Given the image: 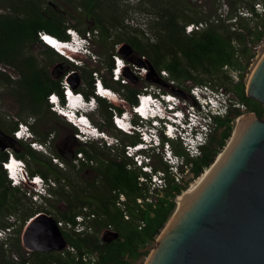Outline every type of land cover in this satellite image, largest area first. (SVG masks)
<instances>
[{"label":"trees","instance_id":"trees-1","mask_svg":"<svg viewBox=\"0 0 264 264\" xmlns=\"http://www.w3.org/2000/svg\"><path fill=\"white\" fill-rule=\"evenodd\" d=\"M44 1L15 0L11 6L13 13L0 14V84L14 87L18 100L24 103V109L29 107L34 114L42 113L49 109L48 95L61 93V79L56 81L48 72L39 69L34 58H24L22 55L24 48L30 44H38L43 52L68 62L44 44L39 38V33L46 32L61 40H67L69 39L67 29L75 28L83 34L88 29H99L103 41L111 39L114 33H117L115 43H126L136 53L145 56V63L152 68V73L148 76L149 81L153 80L154 75L163 82L161 71L166 70L177 83L211 82L232 93L246 105L247 111L256 113L260 118L264 117V105L247 96L245 82L247 70L255 56L254 47L264 39L263 22L251 27L249 21L251 18L260 17L256 10L257 0H229L231 9L225 17L219 16L216 22H207L206 28L191 34L186 33V25L208 21L213 15H201L197 19L189 17L188 11L196 10L192 5L187 4V0H144V4L158 9L157 21L150 28L154 31L155 41L144 37L140 29H133L124 24L128 10L122 8L121 0H82L78 6L81 13L76 18L77 24H66L65 16L54 9H48L51 7L44 6ZM241 10L248 15L239 14V11L242 13ZM83 19H91L94 26L81 29L79 25L84 23ZM233 19L236 20L234 23L228 22ZM2 64H14L22 77L19 80L12 79L11 75L2 70ZM112 66L113 64H110V74ZM232 71L238 73L239 81L232 88H227L222 83L230 79L229 74ZM203 76L214 79H204ZM89 77H92V74L84 71L82 78ZM104 83L106 86H111L107 80H104ZM76 90L84 91L87 97L93 94V89L85 91L76 88ZM140 92L141 90L129 86L124 96L125 101L131 105L135 104L137 94ZM99 103L98 109L107 118L110 127L112 113L109 104L101 99ZM242 114V111L236 110L226 118H216L218 123L216 132L219 133H214L208 145L203 148L200 157L189 160L193 162L194 178L201 176L215 162L232 136L235 119ZM11 127L13 140L5 151L0 150V228L5 230L14 226L4 218L24 208L22 199L27 197L20 190L25 187L12 186L2 167V162L8 159V153L25 160L31 175H40L46 180L56 181L57 185L52 193L67 203L66 210H58L57 221L73 220L85 206L97 214V219L94 234L81 236L62 231L67 244L76 249V254L66 252L63 255L57 251L30 252V257H22L20 261L12 260L7 264H92L91 261L85 262L82 259L85 254H96V264H137L149 256V246L156 241L169 222L177 208L176 199L188 189L189 182L184 185L170 183L161 192L163 196H159L158 192L155 200L148 202L146 199L149 190L147 186L139 183L138 170H129L125 160L108 157L105 150L102 151L97 144L84 143L78 151L83 152L88 160H95L97 165L91 166L89 162H82L81 168L90 170L95 177L85 180L81 186H76L75 181L63 168L55 164L51 157L32 149L27 142L13 137L18 121ZM46 138L40 141L45 142ZM135 141L133 138V142ZM21 145L26 146L25 151L20 149ZM178 145H175L176 153L184 154V150ZM54 152L55 156L58 155V158L65 160L72 169L76 168L72 160L65 159L57 151ZM39 154L46 159L40 158ZM117 193H124L127 196L126 209L130 215L129 220L124 218L123 210L117 206ZM17 194H21V197H17ZM139 198L143 199L142 204L138 203ZM25 211L27 212L24 214L23 225L36 214L50 212L41 208L36 211H28L25 208ZM109 226L112 229H109ZM104 229L110 233H118L119 238L111 241L102 240L100 234ZM19 250L18 253L21 255ZM77 257L79 260L76 259Z\"/></svg>","mask_w":264,"mask_h":264},{"label":"built area","instance_id":"built-area-1","mask_svg":"<svg viewBox=\"0 0 264 264\" xmlns=\"http://www.w3.org/2000/svg\"><path fill=\"white\" fill-rule=\"evenodd\" d=\"M261 8L262 4L258 2L256 10L259 12ZM126 23L131 27H135L136 20L132 19V22H130L127 19ZM207 26V22L193 23L186 26V33L191 34ZM68 31L70 32H67L69 39L56 41L60 46H56L58 53L78 68L85 66L82 59L77 57L78 55H84L88 60L98 62V56L93 51V42L99 37V31L94 29L84 34L79 33L75 28H69ZM46 34V32H40L39 37L48 46V40H45L44 37H52ZM76 36H79L82 38L81 41L87 43L81 47L79 54L71 52V49L74 50L73 46ZM68 44L69 48L66 49ZM122 48L123 45L118 44L117 52L112 56L111 76L114 81L127 84L126 74L130 70L138 78L148 80V76L152 73V68L145 63V56H142L140 60L134 63H128L120 52ZM75 74V70L68 71L61 78V93L55 92L48 95L47 101L51 111L75 129V136L79 141L83 143L99 142L102 148H109L114 155H118L119 160L127 161L129 170H138L140 172L139 183L147 186L149 190V195H147L146 199L148 202L155 200L153 196L157 195L158 192H163L170 183L184 185L190 181V174L194 178L193 162H190L189 159H195L202 155V146L208 145L212 135L218 129L216 118H226L231 112L247 108L228 90L215 86L211 82L203 84L190 83L185 94L172 91L170 88L177 87L176 84L178 83L170 77L168 71L162 70L161 79L163 82L156 79L153 75V80L148 81L150 83L144 86L141 92L137 94V102L131 105L130 110L120 111L118 107L119 105H124L125 99L122 97L121 92L105 85L104 78L98 71L92 72L93 94L89 97L83 91L76 90L77 87L74 83ZM232 74L238 77L237 72L232 71ZM102 86L108 88L105 91L112 92L121 101V104L117 105L112 102L109 100L110 96L106 94L104 96L108 98L102 96V93H100V87ZM166 87L168 88L166 89ZM100 99L107 101L109 104L113 128L129 138H134L135 142L123 143L110 134L108 136H111V140L104 138V135L108 134L107 131L96 125L91 118V113L96 112L99 108ZM144 101H147V110L142 112ZM74 102L78 105H70ZM81 103L85 107H81ZM76 113L80 115V119H84V125L81 124V121L77 124L71 119ZM124 121H126V125L123 124ZM35 122L34 117H30L26 121H20L17 129L13 131V137L27 142L32 149L45 153V155L53 159L55 164L63 165L60 162V158L52 153L51 145L54 136L49 137L45 142L38 140L33 131ZM81 125L86 127L88 132L84 131ZM32 138H35V140H32ZM174 142L178 143L184 150L185 153L183 155L176 153L173 148ZM155 156L159 157L164 168H157L154 163ZM15 157V154L9 153L7 161L2 162V165H5L3 169L6 171L12 186H24L26 188L29 185L31 188L29 190V198H34V203L53 198L52 190L57 185L56 181L53 179L46 180L40 175H31L27 162L17 157V166L15 171L12 172L10 165L12 160H15ZM76 160L85 163L89 162L83 152L77 154ZM18 172L21 173L20 178L23 179V181L20 180V185H17L16 180L19 179ZM126 202L127 196L124 193H117V206L123 210L124 218L129 220L130 215L126 209ZM138 203L142 204L143 199L139 198ZM35 216L29 219L27 223L34 219ZM96 219L97 214L85 206L73 220H59L57 225L61 231L86 236L95 233ZM109 229H112V227L109 226ZM11 233L12 228L0 230V239L7 238ZM60 252L63 255L66 252L77 253L76 249L68 244ZM76 259L79 260V257ZM82 259L85 262L91 261L92 264H96L97 255L85 254Z\"/></svg>","mask_w":264,"mask_h":264},{"label":"rangeland","instance_id":"rangeland-1","mask_svg":"<svg viewBox=\"0 0 264 264\" xmlns=\"http://www.w3.org/2000/svg\"><path fill=\"white\" fill-rule=\"evenodd\" d=\"M14 1L15 0H0V14L13 13L11 6L12 4H14ZM143 1L144 0H139V1L121 0L120 1L122 8L124 10H128V12L125 14L124 24L126 26L127 25L130 26L128 23H126L127 19L130 22H132V19H135L136 20L135 27L133 26L132 27L130 26V27L133 29L135 28L140 29L143 32L144 37L151 38L152 41H155L156 37L154 36V31L151 30L150 28L157 21L156 18L158 16L157 15L158 9L154 7L152 8L150 5L144 4ZM80 2H82V0H45L43 5L44 6L48 5L49 7H51L48 9H51V10L54 9L58 11L59 14L65 16L66 24H77L76 18L80 16V13H81V10L78 9ZM258 2L262 4V8L258 12L260 14V17L258 19L251 18V20L249 21L251 23V27L258 26V24H261V22H263L262 27L264 28V0H257L256 3ZM187 4L192 5L194 9L196 10V11L194 10L188 11L189 17L193 19H197L201 15H206V16H210V14L213 15L208 21H200L194 24H200V23H205V22L210 23L214 21L216 22V19H218L219 16L225 17L230 12V9H231L229 0H187ZM220 4L221 6H219ZM217 6H219L218 10H216ZM241 11L242 13H240L239 11V14H242L244 16L248 15L244 10H241ZM83 21L84 23L79 25L81 29H88L90 25L94 26V22L91 19L89 20L83 19ZM228 22L234 23L235 19L228 21ZM190 24H193V23H190ZM186 26H185V30H186ZM95 30L99 31V29H95ZM88 31L90 30L88 29L87 31H85V33H87ZM116 35L117 33H114L113 37L107 41H103L101 36L99 35V37L93 42V51L95 55L98 56L97 57L98 62H93L92 60H88L87 57H85L84 55H78L77 57L82 59L85 65L84 67H81V68H78L77 66L72 65L63 59L54 58L51 55L43 52L41 46L38 44L27 45L26 48H24L22 55L24 58H27V59L34 58V61L36 62L37 67L43 71L48 72L51 75V77L56 81L60 80L68 71L75 70L76 74L74 75V83L76 84L77 88H82L85 91L90 90V86L88 85L87 82H85L82 79L83 72L86 71L92 74V72L98 71L100 75L104 78V80H107L114 89L117 90L118 88L117 91L121 92V95L124 98L125 94H127L128 92L129 86H132L135 89L141 90L144 86H146L150 82H148L149 80L138 78L130 70V72L128 71L126 74L127 84H122L121 82L119 84H115L117 82H115L113 77L111 76L109 67H110V64H113L112 56L114 53L117 52L118 44H122L125 47V48H122L120 52L125 57L128 63H134L140 60V58L142 57L141 54L136 53L134 50H132V48L130 47L127 48L126 46L128 45L126 43H115ZM254 49H255L254 50L255 56L251 60V63L247 70L248 72L245 78V82L247 86H248V83H249V80L252 74L254 73L258 64L260 63L261 59L264 56V39L260 43H258L257 46L254 47ZM2 70L6 71L7 74L11 75L12 79L19 80L22 77V75L18 71V68L14 64L13 65L12 64L11 65L2 64ZM229 77L230 79H228L224 83H222L220 80L218 81L224 84L225 87L232 88L236 84V82L239 81V78L235 77L231 72L229 74ZM203 78L204 79H210V78L214 79V77H210V76H203ZM92 80H93V77L90 78V81ZM189 84H190L189 82H179L178 84H176L177 87L170 88V90L177 91L180 94H185ZM167 88L168 87H166V89ZM130 107H131V104L125 101L124 105L123 104L119 105L118 108H122L124 109V111H129ZM29 109H30L29 107L24 109V103L18 100V97L14 91L13 86H7L4 84H0V130L4 134L2 135L0 133V148H3L5 146L7 148L9 147V143L11 142V139H9V137L12 138V130H13L11 129L12 128L11 126L15 122L18 121L19 123L22 120L28 119L30 117H34L36 122H35V125L33 126V131L36 137L38 138V140L43 139L44 137H47L46 139H48L49 137L54 136V139L51 145L52 153L54 154L55 153L54 151H57L65 159L72 160V163L76 167L74 169H72L63 159H60V162L63 165L61 166L59 164L57 165L60 168H63L66 173H68V176L75 181L76 183L75 185L81 186L83 185L85 180L93 179V177H95V174L91 172L90 170L82 169L81 168L82 161L76 160L77 154L80 153V151H78V148L84 143L79 141L77 137L75 136V129L69 123H67L64 119H62L60 116L54 114L51 111L50 106H49V109H46L42 113H38V114H34L33 111ZM241 111L243 112V114L235 119V126H234L232 136L227 141L225 147L221 150L220 154L224 152L226 147L228 146L238 126L239 120L241 118H246V120L248 121L250 118L257 116L256 113L247 111V108ZM91 118L96 125L100 126L101 129L107 131L108 135L110 134L113 137H117L123 143L133 142V138L130 139L124 134L118 132L115 128H113L112 125L109 127L107 124L108 120L105 116L102 115V111H100V109H97L96 112L91 113ZM101 124L103 126H101ZM215 133L218 134L219 131ZM95 144H97L102 151L105 150V152L108 154L107 155L108 157H112L117 160L120 159L118 155L113 154L111 149L102 148L99 142H96ZM175 145H178V143H175V144L173 143L174 150H175ZM204 147L205 146L203 145L202 148ZM20 149L25 151L26 146L21 145ZM41 154L45 155V153L43 152H41ZM219 155L217 156L215 162L217 161ZM38 156L42 159L44 158L46 159V157L43 155L39 154ZM56 157H58V155ZM154 163L156 164L157 168H161V169L164 168V165L159 160L158 156L154 157ZM89 164L91 166L97 165L95 160L92 162L91 160H89ZM212 165L209 168H211ZM206 170L201 176L194 178V179L192 178V175L190 174V178H189L190 185L185 192H188L190 189H192L193 185H195L198 181L201 180L204 174L207 173ZM30 189L31 188L29 185H27L26 188L20 189L21 192L25 193V195L27 196L26 198L22 199V202L24 203V208L22 207L19 210V212L13 213L12 215L4 218V220H8L9 222L13 223L14 226L11 227L12 228L11 235H9L5 239L3 238L0 239V264H7V262L12 261V260L20 261L22 257H26V258L30 257L29 256L30 251L24 247L23 241H22V236L24 235V229L26 226V224L23 225L24 214L27 212L25 211V208L28 209V211L29 210L36 211L38 208L39 209L41 208V210L43 209L49 210L51 212V215L54 216L55 218L59 216L58 210L64 211L67 208L66 201H64L63 199H59L54 194H53V198L51 199H47V200L45 199L44 201H41L40 203H33L32 200L34 198H31L32 200L29 198ZM185 192H183L177 198L179 199V197L184 195ZM159 196H163V194L159 192ZM17 197H21V194H17ZM153 197L156 198L157 195ZM0 230L2 229L0 228ZM103 231H106V229H104ZM100 237H101V234H100ZM158 242H159V236L157 237L156 241L152 245H156L158 244ZM18 249H20L19 251L21 255L18 253ZM146 259L147 257L143 258L137 264H146Z\"/></svg>","mask_w":264,"mask_h":264},{"label":"water","instance_id":"water-1","mask_svg":"<svg viewBox=\"0 0 264 264\" xmlns=\"http://www.w3.org/2000/svg\"><path fill=\"white\" fill-rule=\"evenodd\" d=\"M247 96L264 105V56ZM117 238L116 232L101 233L104 241ZM22 241L30 252L67 246L56 218L47 213L26 224ZM149 251L146 264H264V117L248 120L225 164Z\"/></svg>","mask_w":264,"mask_h":264},{"label":"bare ground","instance_id":"bare-ground-1","mask_svg":"<svg viewBox=\"0 0 264 264\" xmlns=\"http://www.w3.org/2000/svg\"><path fill=\"white\" fill-rule=\"evenodd\" d=\"M46 35H48V36H50V37H53V38H49V40L52 41L51 43H50L49 41L47 42V44H49V46H50V45H54V46H58V47H60V46L58 45V43L56 42L57 40L54 39V36H53V35L48 34V33H47ZM56 38L59 39L58 37H56ZM91 42H93V41L91 40ZM66 46H67L66 49H68V48H69V44L66 45ZM50 47H51V46H50ZM78 52H80V51H78ZM105 90H108V88H106V87H104V86L100 87V93H102V96H104V94H106V95L110 96V97H109V98H110L109 100H111L112 102L116 103L117 105L121 104V101H120L117 97H115V96L112 94V92H110V91H105ZM104 97H105V98H108V97H106V96H104ZM146 103H147V101H144V102H143V109L141 110L142 112H145V111L147 110V108H146V107H147ZM70 105H74V106H76V105H78V104H75V102H74V103H72V104H70ZM80 105H81V107H85V105L82 104V103H81ZM76 114H77V113H76ZM76 114L73 115V117H71V119H72L74 122H77V124H79V122L81 121V124L84 125V122H85L84 119H80V115H78V114L76 115ZM84 117H86V116L84 115ZM78 119H79V120H78ZM247 122H248V121L246 120V118H241V119L239 120L238 126H237V128H236V130H235V132H234V134H233V137L231 138V140H230L228 146L226 147L225 151L222 152V153L219 155V157H218L216 163H214V164L212 165V167L209 168V169L207 170V173L204 174V176L201 178L200 181H198L195 185H193L192 189H190L188 192H185L184 195H182L181 197H179V199H178V203H177L176 211L174 212V214H173L172 217L170 218L169 222L166 224L165 228L162 230V233L159 235V242L161 241V238H162V236H163L164 231H165L166 229H169V228L174 227V226L180 221V219H181L183 213L185 212V210H186V209L188 208V206L190 205V201H192L194 198L197 197L198 193H199V192H200V191H201V190H202V189L208 184V182H209V181H210V180L216 175V173H217V171L220 169V167H221L223 164H225V162H226L227 159L229 158L230 154H231L232 151L234 150L236 144L238 143L240 137L242 136V134H243V132H244V129H245V127H246ZM123 124L126 125V121H124ZM83 125H81L82 128H83V130L86 131V132H88V131H87V128H86V127H83ZM86 126H87V124H86ZM87 127H88V126H87ZM95 135H96V134H95ZM97 135H98V134H97ZM106 135H107V136H106ZM106 135H104V138H106V139H108V140H111V136H108V134H106ZM14 159H15V160H12L11 165H10V169H11L12 172L15 171V168H16V166H17L16 160H18L16 157H15Z\"/></svg>","mask_w":264,"mask_h":264},{"label":"clouds","instance_id":"clouds-1","mask_svg":"<svg viewBox=\"0 0 264 264\" xmlns=\"http://www.w3.org/2000/svg\"><path fill=\"white\" fill-rule=\"evenodd\" d=\"M40 38V37H39ZM81 39L82 38H80L79 36H76L75 37V40H74V46H73V48H74V50H77V51H80L82 48L81 47H83L85 44H87V43H85V42H83V41H81ZM57 40V39H56ZM59 40V39H58ZM48 46H49V44H48ZM50 47V46H49ZM56 47V46H55ZM32 140H35V138H32ZM8 156H9V153H8ZM18 175H19V179H16L17 180V185H20L21 184V181L20 180H22L23 181V179L22 178H20L21 177V173L20 172H18ZM8 237V236H7Z\"/></svg>","mask_w":264,"mask_h":264},{"label":"crops","instance_id":"crops-1","mask_svg":"<svg viewBox=\"0 0 264 264\" xmlns=\"http://www.w3.org/2000/svg\"><path fill=\"white\" fill-rule=\"evenodd\" d=\"M90 78L91 77H89V78H87V79H85V78H82L85 82H87L88 83V85L90 86V89L92 90L93 89V80L92 81H90ZM112 87V86H111ZM113 88V87H112ZM116 90V89H115ZM84 92V91H83Z\"/></svg>","mask_w":264,"mask_h":264},{"label":"snow or ice","instance_id":"snow-or-ice-1","mask_svg":"<svg viewBox=\"0 0 264 264\" xmlns=\"http://www.w3.org/2000/svg\"><path fill=\"white\" fill-rule=\"evenodd\" d=\"M44 39L45 40H48L50 43L52 42L51 40H49V38L46 36V37H44ZM53 99H54V97H53Z\"/></svg>","mask_w":264,"mask_h":264}]
</instances>
